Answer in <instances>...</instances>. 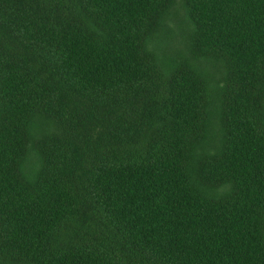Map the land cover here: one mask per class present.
Wrapping results in <instances>:
<instances>
[{
    "label": "trees",
    "instance_id": "1",
    "mask_svg": "<svg viewBox=\"0 0 264 264\" xmlns=\"http://www.w3.org/2000/svg\"><path fill=\"white\" fill-rule=\"evenodd\" d=\"M0 264H264V0H0Z\"/></svg>",
    "mask_w": 264,
    "mask_h": 264
}]
</instances>
